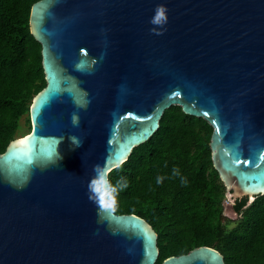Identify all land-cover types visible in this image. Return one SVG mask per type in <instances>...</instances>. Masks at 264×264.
Masks as SVG:
<instances>
[{
	"label": "water",
	"instance_id": "water-1",
	"mask_svg": "<svg viewBox=\"0 0 264 264\" xmlns=\"http://www.w3.org/2000/svg\"><path fill=\"white\" fill-rule=\"evenodd\" d=\"M30 31L46 86L31 131L0 153V264H157L155 228L101 211L88 184L172 106L213 128L227 208L264 195V0H38ZM161 264L226 262L203 245Z\"/></svg>",
	"mask_w": 264,
	"mask_h": 264
},
{
	"label": "trees",
	"instance_id": "trees-1",
	"mask_svg": "<svg viewBox=\"0 0 264 264\" xmlns=\"http://www.w3.org/2000/svg\"><path fill=\"white\" fill-rule=\"evenodd\" d=\"M36 1L0 0V153L27 114L31 126V104L46 86L42 47L30 31ZM212 132L203 118L172 106L154 135L109 174L113 185L126 181L115 196L114 211L137 214L157 231V264L203 245L219 250L226 264H264V195L247 207V198L236 200L240 217L227 227L226 189L209 145Z\"/></svg>",
	"mask_w": 264,
	"mask_h": 264
},
{
	"label": "clouds",
	"instance_id": "clouds-1",
	"mask_svg": "<svg viewBox=\"0 0 264 264\" xmlns=\"http://www.w3.org/2000/svg\"><path fill=\"white\" fill-rule=\"evenodd\" d=\"M164 17V8L158 7L156 9V14L153 18V23L158 24L160 23L161 19ZM71 139V138H70ZM82 145V142L76 143V147H79ZM94 176L90 180L88 184V190L90 193V200H92L94 203H96L101 211L107 208L112 207V202L115 199V196L118 194V191L122 188L126 187V181L121 178L116 182L115 185L111 183V181L108 179V175L106 170L103 166L97 164L93 168ZM174 174H177L176 170H174ZM163 180V177L157 178V183H161ZM107 200V204L111 205L110 207L106 206L105 201Z\"/></svg>",
	"mask_w": 264,
	"mask_h": 264
},
{
	"label": "rangeland",
	"instance_id": "rangeland-1",
	"mask_svg": "<svg viewBox=\"0 0 264 264\" xmlns=\"http://www.w3.org/2000/svg\"><path fill=\"white\" fill-rule=\"evenodd\" d=\"M30 123L28 122V114L22 119L21 121V127L18 131L16 138L22 137L30 132ZM230 203V200L225 196L223 199V205H224V216L227 217V227L230 229L235 225V221L240 217L239 213L238 215L234 214L229 208H227V204ZM229 220L232 222L230 223Z\"/></svg>",
	"mask_w": 264,
	"mask_h": 264
},
{
	"label": "snow or ice",
	"instance_id": "snow-or-ice-1",
	"mask_svg": "<svg viewBox=\"0 0 264 264\" xmlns=\"http://www.w3.org/2000/svg\"><path fill=\"white\" fill-rule=\"evenodd\" d=\"M106 206L110 207L111 205H108L107 202H106Z\"/></svg>",
	"mask_w": 264,
	"mask_h": 264
}]
</instances>
